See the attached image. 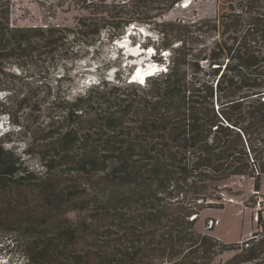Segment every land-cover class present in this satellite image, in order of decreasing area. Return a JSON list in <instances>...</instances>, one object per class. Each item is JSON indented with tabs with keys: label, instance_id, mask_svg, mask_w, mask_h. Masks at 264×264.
<instances>
[{
	"label": "trees",
	"instance_id": "1",
	"mask_svg": "<svg viewBox=\"0 0 264 264\" xmlns=\"http://www.w3.org/2000/svg\"><path fill=\"white\" fill-rule=\"evenodd\" d=\"M12 1L0 0V116L13 127L0 136V253L21 264H215L225 253L222 264H264L261 229L240 245L197 229L225 208L220 191H242L236 180H253L252 205L264 187V0H214L213 17L170 21L185 0H67L71 24L28 26L13 23ZM136 25L151 26L158 46L143 45L163 69L131 82L132 70L119 73L128 63L109 60L116 82L84 85L89 51Z\"/></svg>",
	"mask_w": 264,
	"mask_h": 264
},
{
	"label": "rangeland",
	"instance_id": "2",
	"mask_svg": "<svg viewBox=\"0 0 264 264\" xmlns=\"http://www.w3.org/2000/svg\"><path fill=\"white\" fill-rule=\"evenodd\" d=\"M66 1L67 0H13V23L21 26H28L39 25L44 20H51L54 22L57 20L59 23L71 24L76 12L70 11L72 10V5H70L69 10H67ZM214 10V0H185L176 4L164 19L170 21L176 18L193 17L194 15L201 18L213 17ZM130 30L132 31H130V36H124V39H118L116 42H112L109 45L103 42L104 44L99 47L98 52L92 49L89 51V61H84L79 64V73L76 75L79 79L85 78L84 81L81 80L84 85L89 86L97 83L96 80H98L100 76L104 77L106 80L116 82V76L119 73H128V70L135 72L140 66L146 69L154 66L151 68L152 71L163 69L162 66H160L161 68H157L158 55L155 56L154 54L155 48L149 46L147 50H139V43L143 45L148 41L156 43V46H158L156 35L153 33L151 26L136 25L135 28L131 26ZM119 40L121 41L119 42ZM142 48L146 49L147 47L143 45ZM130 50L138 51L135 54ZM142 53L143 55H141ZM130 55L133 59L129 58ZM109 60L113 62H126L128 63V67L126 69L123 67L122 71L117 74L115 73V68L106 72L105 64L108 63ZM124 65L125 64H123V66ZM81 74H85V77H81ZM12 129L13 127L8 124L7 117L0 116V136ZM19 147L20 151L22 147ZM30 166L31 168L39 169V165L35 161H30ZM252 182V179L236 180V184H242L243 188L240 189L242 191L237 193L238 195L235 197H232L229 192L220 191L218 195L224 199L226 203L225 208L203 212L202 217L197 223L198 231L207 232V219L217 221L219 222L218 225L213 226L211 228L213 232L210 233L219 238V240L232 245H240L251 239L254 233H260L261 228L256 226V216L258 211H262L264 219V187L260 192V199L256 205H252L249 201H246L254 197ZM228 200H232V202ZM260 200H262V203L259 205L258 203ZM231 255L232 253H225L219 256L215 264H222L223 261ZM0 264H21V259L15 252H8L5 255H0Z\"/></svg>",
	"mask_w": 264,
	"mask_h": 264
},
{
	"label": "bare ground",
	"instance_id": "3",
	"mask_svg": "<svg viewBox=\"0 0 264 264\" xmlns=\"http://www.w3.org/2000/svg\"><path fill=\"white\" fill-rule=\"evenodd\" d=\"M121 40H119V42H120ZM132 49V48H131ZM139 50L140 51H142V50H147V49H143L142 47H140L139 48ZM132 53H135L136 54V52L138 51V50H130ZM141 55H143V53L141 54ZM140 55V56H141ZM145 55V54H144ZM129 58H132L131 57V55H130V57ZM133 59V58H132ZM155 65V64H154ZM157 65V64H156ZM161 65H157V68H161L160 67ZM154 66H151V68H153ZM151 68H145V67H143V66H140L136 71H135V76H136V79L134 80L135 82H137V79H139L140 81H142L141 83H143L144 82V80H145V75H147V74H150V72H152V70H151ZM139 77V78H138ZM139 83V82H138Z\"/></svg>",
	"mask_w": 264,
	"mask_h": 264
},
{
	"label": "built area",
	"instance_id": "4",
	"mask_svg": "<svg viewBox=\"0 0 264 264\" xmlns=\"http://www.w3.org/2000/svg\"><path fill=\"white\" fill-rule=\"evenodd\" d=\"M220 197H221V196H220ZM221 198H222V197H221ZM228 201H229V202H232V200H228ZM218 223H219V222H217V221L209 220V221H208V225H207V229L212 228L213 226L218 225ZM261 233L264 234V226L261 228Z\"/></svg>",
	"mask_w": 264,
	"mask_h": 264
},
{
	"label": "water",
	"instance_id": "5",
	"mask_svg": "<svg viewBox=\"0 0 264 264\" xmlns=\"http://www.w3.org/2000/svg\"><path fill=\"white\" fill-rule=\"evenodd\" d=\"M151 74H152V72H150V74H147V75H151ZM145 77H146V75H145ZM134 78H136V76H135V72L133 71V73L131 74V76L129 78V81H133L134 82ZM137 82L141 83L140 80H138Z\"/></svg>",
	"mask_w": 264,
	"mask_h": 264
},
{
	"label": "clouds",
	"instance_id": "6",
	"mask_svg": "<svg viewBox=\"0 0 264 264\" xmlns=\"http://www.w3.org/2000/svg\"><path fill=\"white\" fill-rule=\"evenodd\" d=\"M147 77V76H146Z\"/></svg>",
	"mask_w": 264,
	"mask_h": 264
},
{
	"label": "crops",
	"instance_id": "7",
	"mask_svg": "<svg viewBox=\"0 0 264 264\" xmlns=\"http://www.w3.org/2000/svg\"><path fill=\"white\" fill-rule=\"evenodd\" d=\"M219 239V238H218Z\"/></svg>",
	"mask_w": 264,
	"mask_h": 264
},
{
	"label": "snow or ice",
	"instance_id": "8",
	"mask_svg": "<svg viewBox=\"0 0 264 264\" xmlns=\"http://www.w3.org/2000/svg\"><path fill=\"white\" fill-rule=\"evenodd\" d=\"M142 82V81H141Z\"/></svg>",
	"mask_w": 264,
	"mask_h": 264
}]
</instances>
